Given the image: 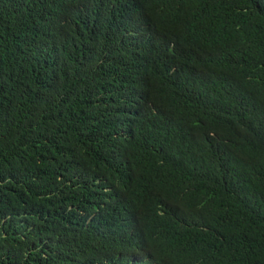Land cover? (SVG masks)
<instances>
[{
	"label": "trees",
	"instance_id": "16d2710c",
	"mask_svg": "<svg viewBox=\"0 0 264 264\" xmlns=\"http://www.w3.org/2000/svg\"><path fill=\"white\" fill-rule=\"evenodd\" d=\"M103 1L0 0V264H264V0Z\"/></svg>",
	"mask_w": 264,
	"mask_h": 264
},
{
	"label": "clouds",
	"instance_id": "9594fccd",
	"mask_svg": "<svg viewBox=\"0 0 264 264\" xmlns=\"http://www.w3.org/2000/svg\"><path fill=\"white\" fill-rule=\"evenodd\" d=\"M204 1H206V0H204ZM103 2L105 3V7H104L103 11H109V10L115 9L121 5V4H117L113 0H104ZM1 5L5 11L18 13L17 0H1ZM128 8H129L130 17H131V24L120 36L122 38H126L128 36V34L131 32V30L133 29L132 27L134 26V24H132L133 11H132L130 6H128ZM147 14H149V13H147ZM147 14L142 17L140 22L147 21V18H146ZM252 25L253 24L245 26V27H238V28H239V30L243 31L245 29H250ZM137 27H138V24L136 25V29H137ZM136 29L134 30L135 36L133 38H134V40L137 41V43H134V45L130 46V58H131L130 62H132V53L133 52H143L145 50V40L148 37V36L137 35L135 33ZM39 31H41L39 26H35L32 29V32H39ZM257 35H258L259 47L262 48V47H264V28L260 29L258 31ZM130 68H131V65L129 64L128 69H130ZM128 69H126V70H128ZM141 70L149 78V80L153 81L158 86V88H161L160 83L155 78V76H154V74H153V72L149 66H142ZM241 80H242L243 86L251 82L250 75L244 69H243ZM129 108L130 107L126 106L123 102L122 109L127 110ZM110 151H111V146H105L104 145L103 148L100 150L98 149V146H97L96 160L97 161L102 160L104 157H106L109 154ZM128 165H129L128 163H124V162H120V163L104 162L101 165L100 173H102V175H104V176L111 175V174H114L120 170H123ZM30 185L32 186L31 183H30ZM30 185L27 184V186H21L20 188L23 189L24 193H30L33 190ZM125 224H126V228H127V237L122 238L124 240L132 238L135 234H137L139 236V234L143 230V226L140 222V217H138V216L133 215V217L131 219H129L128 222H125ZM161 238L175 242V243L183 244L186 246H190L193 243V239L191 237H189L188 235H186L185 233H182L180 231H175V232L165 234V235L160 234L154 240V243L151 247L152 249L149 251L148 255L144 259H142L139 264H179V263L169 262V261L163 260V256H165L166 253H163L162 250L156 248V246H155L156 242ZM137 240H138V237L128 247V249L125 251V253L120 254L116 258L115 263L118 261H122V260L129 258L133 254L135 247L137 245Z\"/></svg>",
	"mask_w": 264,
	"mask_h": 264
}]
</instances>
